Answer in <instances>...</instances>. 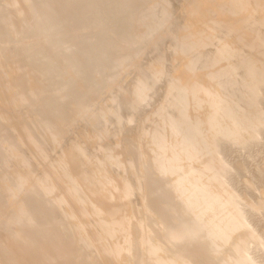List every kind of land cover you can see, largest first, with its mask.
<instances>
[{"label": "bare ground", "instance_id": "1", "mask_svg": "<svg viewBox=\"0 0 264 264\" xmlns=\"http://www.w3.org/2000/svg\"><path fill=\"white\" fill-rule=\"evenodd\" d=\"M188 2L0 0V264H264V4Z\"/></svg>", "mask_w": 264, "mask_h": 264}, {"label": "rangeland", "instance_id": "2", "mask_svg": "<svg viewBox=\"0 0 264 264\" xmlns=\"http://www.w3.org/2000/svg\"><path fill=\"white\" fill-rule=\"evenodd\" d=\"M171 1H172L173 4H174V1H175V4L176 3L178 4L180 2L179 4H181V6H185L186 4L189 3L188 0H171ZM248 1H252V0H248ZM259 1L264 4V0H259ZM104 14L106 15V13H103V16H104ZM108 15L109 14H107V16ZM240 15L245 17L246 20H248V21H255L256 20V14L254 12H250L248 10H244V12L242 14H240ZM121 23H122V21L119 22L116 25L118 27H121V25H122ZM116 25H115V27H116ZM118 27H116V28H118ZM236 28L240 29V24L239 23L237 24ZM263 35H264V33H263ZM158 54H162V52H158ZM172 67H173V65H172ZM81 75H82V78H86L87 73H83ZM168 110L170 111V109L165 108L164 109V113L165 112H169ZM134 124H136V123H133V125ZM131 127H133V126L131 125ZM258 135H257V137L259 139H264V131H262ZM251 151H252V153H254L253 155H255L254 157L252 156L251 159H250V156L247 155V152H249V150H247V148L239 149V150H236V151H232V156L233 157L229 158V160H228V163L230 164V166L232 164L233 165H237L239 162L242 161V162L247 163V165H249V167L246 166V167L237 169L228 178V180L232 184H235V185L240 183V190L238 189L239 193H241L242 195H245V196H249V197L253 198L254 200H256L258 198V196L260 195V193L262 192V190L264 189L263 188V185H264V170L259 169L264 164V158H262V157H264V143H262V144L258 143L256 145H254ZM245 159L247 161H245ZM247 212L248 213H252L253 212L252 213V218H254V219L256 218L257 219V220L255 219L256 222L262 223V229H261L262 232H261V234H262V236L264 238V206L262 205L257 211L255 210V211H252V212H251L250 209H248Z\"/></svg>", "mask_w": 264, "mask_h": 264}]
</instances>
